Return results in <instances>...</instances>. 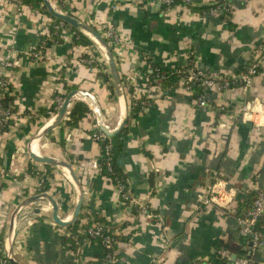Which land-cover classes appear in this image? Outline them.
Returning <instances> with one entry per match:
<instances>
[{
  "label": "crops",
  "instance_id": "obj_1",
  "mask_svg": "<svg viewBox=\"0 0 264 264\" xmlns=\"http://www.w3.org/2000/svg\"><path fill=\"white\" fill-rule=\"evenodd\" d=\"M191 1L184 8H164L145 0H71V13L102 36L108 28L117 35V43H108L128 114L119 165L126 188L153 216L123 206L119 188L99 167L88 166L89 160L99 162L100 144L91 136L98 129L95 114L82 100L90 108L86 115L70 125L65 114L39 140L36 151L65 159L78 175L83 190L78 231L83 238L74 250L68 239L71 226L54 223L49 202L39 199L16 217L12 255L17 260L100 264L101 242L84 233L86 215L93 213L119 236L110 264H231L218 254L221 247L231 256L248 254L253 264H264V236L250 254L237 220L256 192L264 190V59L261 72L245 88L239 83L205 88L207 104L199 103L200 89L184 88L181 76L164 85L149 74L154 66L177 72L190 59L193 67L213 76L237 75L264 41V0ZM220 1L225 9L209 10ZM53 21L38 5L22 2L19 7L15 0H0V76L11 83L18 114L0 135V257L12 209L34 193L41 178L44 190L58 201L60 217L68 218L73 210L76 196L67 171L33 161L26 148L29 137L56 112L55 106L50 109L56 97L82 88L97 99L110 128L120 117L105 56L94 41L72 45V31L64 27L61 40L38 57L30 54L38 36L50 34ZM6 56L12 65L1 67ZM131 96L146 98L145 108L134 111ZM76 100L81 99L74 97L67 112ZM245 102L248 110L241 109ZM208 187L224 194L226 204L203 202ZM228 190L232 193L226 194ZM37 205L41 210L34 212ZM256 228L264 235V215Z\"/></svg>",
  "mask_w": 264,
  "mask_h": 264
},
{
  "label": "built area",
  "instance_id": "obj_2",
  "mask_svg": "<svg viewBox=\"0 0 264 264\" xmlns=\"http://www.w3.org/2000/svg\"><path fill=\"white\" fill-rule=\"evenodd\" d=\"M15 1L20 7L22 0H15ZM145 1H149L152 4L159 3L160 5H163L164 8H169L176 4L184 8L192 3L191 0H145ZM51 3L55 9L80 19L78 16L74 15V13L70 12L71 8H73L71 0H51ZM209 8L210 11H218L219 8L222 10L225 9L226 5L224 4V2L220 1V2H216V4L213 6L211 5V7ZM80 20L84 21L83 19ZM58 25H62V23L57 24L55 21L52 22V26H58ZM103 37L106 39L107 42L111 41L114 44L117 43L118 40L116 33L111 28L106 29ZM36 46H37V42L36 45L33 46L34 49L31 50L30 53L34 57L39 56V51L35 50ZM263 59H264V41L258 44L256 47H254L249 62L247 63L245 68L242 71H240L237 75H233L232 77L225 75L222 76L218 75L219 77L213 76L208 72L193 67L190 59L187 62V66L181 67L180 69L177 70V72L181 73L180 76L182 78L185 89L191 90L192 84L201 87V91L198 96L199 103L207 104V101L204 96L205 88L212 87L216 84L218 86L227 87L234 83H239L242 85V87L245 88L252 82L254 76H256L261 72L262 69L260 63ZM11 65H12V61L9 58V56H6L1 61V67L7 68L10 67ZM153 69L156 71V74L154 76L155 80L164 78V74L161 73L158 67L154 66ZM5 94H9V95L11 94V83L8 80V78L0 76V98ZM63 98H64L63 96L56 97L55 110H57L60 107ZM129 104L131 107H135L136 105H138L139 107L138 111H141L145 108L147 104V99L144 97L135 98L134 96H131L129 100ZM249 108L250 105L248 102H245V104H243L241 107L242 110H248ZM17 116L18 114L16 112L13 101L8 103L6 107H4L0 102V125L7 124V128L9 130V128L12 126L11 124L15 121ZM8 120H11V122L7 123ZM4 132H0V135L4 134ZM91 136L93 139H95L98 142L104 140L107 137L105 133L99 129L93 131ZM110 148H111V144L110 142H107L104 146V153L109 154ZM88 166L92 168H97L99 167V162L95 160H89ZM42 182L43 179L41 178L34 193L44 191L41 189ZM117 187L119 188V193L122 196V200H120V203L122 205L125 200L130 201V205H136V209L138 213L150 217L153 216L152 212L148 208V205L146 203L134 199L133 195L126 188V185L125 187L124 185H118ZM229 193H232V190L226 191V194ZM225 198L226 197H224V194L222 195L221 193L214 191L212 187H208L206 195L203 197L202 201L205 203L213 202L216 205H223L226 204L227 202ZM263 215H264V190H260L256 192L250 204L245 208L242 214L237 217L238 234L245 241H248L250 245V254L251 251H254V249L259 245L262 237L264 236L256 228L257 222L261 219ZM84 233L88 238L100 241L103 247L109 248L112 246L113 243L117 242V239L115 237L116 233L114 231L106 232L104 229V225L97 221H92L90 224H88V226L84 230ZM218 254L223 259L230 261L231 264H253V259L248 254L246 255L242 253L240 255H235L234 257H232L231 252L226 247H221L218 250ZM113 260H114V251L109 250L104 254L103 257L100 258L99 262L100 264H110ZM4 261H6V259L4 257H0V264H2ZM197 264H209V263L200 262Z\"/></svg>",
  "mask_w": 264,
  "mask_h": 264
},
{
  "label": "water",
  "instance_id": "obj_3",
  "mask_svg": "<svg viewBox=\"0 0 264 264\" xmlns=\"http://www.w3.org/2000/svg\"><path fill=\"white\" fill-rule=\"evenodd\" d=\"M43 5L45 6V9L49 13L50 16L63 21L67 23L69 26L75 28L76 30L82 32L87 37H89L92 41H94L103 55L105 56L109 72L112 79V84L114 87L115 94L117 96V100L119 103L120 108V117L117 122V124L110 128L105 122H104V116L102 114V110L100 107V104L98 103L97 99L94 97L93 94H91L89 91L82 89V88H73L66 92L62 103L60 107L56 110V112L53 114V117L48 123H45L41 125L39 128L36 129V131L29 137L26 148L27 153L29 157L38 163H42L44 165H53V166H59L63 167L74 187L76 201L73 207V210L68 218H62L58 214V201L54 199V197L49 194L47 191H40L33 193L31 195L25 196L23 199H21L12 209L10 216H9V222H8V229L7 233L4 239V258L10 262L11 264H25L19 260H17L12 255V245L14 241L15 236V221L16 217L19 213V211L27 204L38 201L39 199H45L49 202L50 208H51V218L54 223L60 226H67L72 224L79 216L81 206H82V183L76 175L72 165L62 158H57L50 155H42L38 152H36L32 146L35 144L37 140H40L50 129L54 128L61 119L65 116L67 113L68 106L72 103L74 97H78L81 100H84L87 104L91 106V109L93 113L95 114V121L96 125L99 130L105 133L107 137H113L116 133L121 131L123 128L126 120H127V104H126V98L123 90V85L121 83V78L118 72V68L116 65V60L114 58V53L112 51L111 46L106 41V39L95 29L94 26L91 24L84 22L74 16H71L67 13L61 12L54 8V6L51 3V0H42ZM3 167L7 170L8 167V157L4 155L3 159ZM41 210V206L37 205L34 207V212H39ZM235 254L232 255L234 257Z\"/></svg>",
  "mask_w": 264,
  "mask_h": 264
},
{
  "label": "trees",
  "instance_id": "obj_4",
  "mask_svg": "<svg viewBox=\"0 0 264 264\" xmlns=\"http://www.w3.org/2000/svg\"><path fill=\"white\" fill-rule=\"evenodd\" d=\"M22 2L29 4L31 6L38 5L42 9V11H44L46 14L49 15L47 10L45 9V6L42 3V0H22ZM55 22L57 24L62 23V25L52 26L50 28V34L38 36V42H37V46L35 47V50L43 51L46 47L50 46V44L52 42L61 40L60 33H61L62 28H64V27L69 28V30L73 32L72 42H71L72 45H74V44L82 45V44H92L93 43V41L89 37H87L82 32L76 30L75 28L69 26L67 23L62 22L56 18H55ZM159 70L161 71V73L164 74V78L156 79V81H160V83H163L164 85H165V83L168 84L170 82L171 78L179 77L181 74L178 72H171V71L163 72V69H160V68H159ZM149 74L154 79L156 71L154 69H152V71L149 72ZM101 76H103L106 79L105 75L101 74ZM110 88L112 89V86ZM192 88H195L196 90H199V89L201 90V87H199L195 84H192ZM12 101H13V96L11 94L10 95L5 94L0 98V102L4 107H6L8 105V103H10ZM55 105H56L55 103L52 104L50 109L52 110ZM89 110H90V108L88 107V105L84 101H82V100L74 101L71 108L66 113V122L70 125H76L78 120L80 118L84 117ZM133 110L138 111L139 110L138 105L133 107ZM45 115H47V114H45ZM10 122H11V120L7 121V123H10ZM124 128L125 127H123L121 129V131L116 133L113 137H106L104 140L99 141V144H100L99 169H100V173L102 175H104L109 182H111L112 184H114L116 186L124 185V187H125V185H126V174L123 172V170L121 169V167L119 165V159L121 157L122 148H123L122 137L124 134ZM7 130H8L7 124L0 125V132H4ZM107 142H110V144H111L109 154L104 153V146ZM0 166H1V159H0ZM28 170H30V169L28 168ZM33 172H35V171H33ZM44 184H45L44 182H42V184H41L42 190L45 189ZM120 200H122L121 194H120ZM129 204H130V201L125 200L123 203V206H128ZM132 212L134 214H138V211L136 209V205H132ZM80 216L81 215H79V217L72 224H70V226H71L70 232L71 233H70L68 239L70 240L71 246L74 250H76L78 248L79 242L83 238V234L78 231L80 228L78 226ZM86 216L88 218V222L85 226H88V224H90L92 221H97V222H100L104 225V229L106 232L112 231V229L106 225V222L101 217L97 216L96 214L89 213ZM115 237H116V239H118L119 236L115 235ZM245 242H246V244L248 243V241H245ZM115 243H113L112 246L109 248L103 247V253H102L101 257H103L104 254L109 250L114 251ZM2 264H11V263L6 260Z\"/></svg>",
  "mask_w": 264,
  "mask_h": 264
},
{
  "label": "bare ground",
  "instance_id": "obj_5",
  "mask_svg": "<svg viewBox=\"0 0 264 264\" xmlns=\"http://www.w3.org/2000/svg\"><path fill=\"white\" fill-rule=\"evenodd\" d=\"M51 120V119H50ZM38 142H39V140H37L36 142H35V144L32 146V148L36 151V147H37V145H38ZM37 152V151H36Z\"/></svg>",
  "mask_w": 264,
  "mask_h": 264
}]
</instances>
